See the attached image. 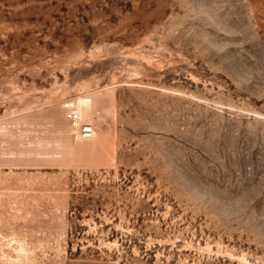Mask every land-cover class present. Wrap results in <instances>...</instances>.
<instances>
[{
  "label": "rangeland",
  "instance_id": "obj_1",
  "mask_svg": "<svg viewBox=\"0 0 264 264\" xmlns=\"http://www.w3.org/2000/svg\"><path fill=\"white\" fill-rule=\"evenodd\" d=\"M0 264H264V0H0Z\"/></svg>",
  "mask_w": 264,
  "mask_h": 264
},
{
  "label": "built area",
  "instance_id": "obj_2",
  "mask_svg": "<svg viewBox=\"0 0 264 264\" xmlns=\"http://www.w3.org/2000/svg\"><path fill=\"white\" fill-rule=\"evenodd\" d=\"M83 103H89V99H83ZM77 103L74 100H66L61 104V110L64 119L77 129L79 137L90 139L93 136V128L88 123H83L80 116L77 114Z\"/></svg>",
  "mask_w": 264,
  "mask_h": 264
}]
</instances>
